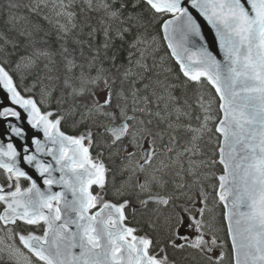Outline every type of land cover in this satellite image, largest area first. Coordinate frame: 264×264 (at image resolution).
Listing matches in <instances>:
<instances>
[{
    "label": "snow or ice",
    "instance_id": "6c2138e0",
    "mask_svg": "<svg viewBox=\"0 0 264 264\" xmlns=\"http://www.w3.org/2000/svg\"><path fill=\"white\" fill-rule=\"evenodd\" d=\"M20 7L0 31V256L264 264V0Z\"/></svg>",
    "mask_w": 264,
    "mask_h": 264
},
{
    "label": "trees",
    "instance_id": "16d2710c",
    "mask_svg": "<svg viewBox=\"0 0 264 264\" xmlns=\"http://www.w3.org/2000/svg\"><path fill=\"white\" fill-rule=\"evenodd\" d=\"M28 2L29 0H0V6L2 5L0 7V31L6 30L10 26L5 23L10 13H15L17 15H29L27 10L23 7H20L18 9H8L7 5L9 3H16V4L23 6L27 4Z\"/></svg>",
    "mask_w": 264,
    "mask_h": 264
},
{
    "label": "rangeland",
    "instance_id": "374dc122",
    "mask_svg": "<svg viewBox=\"0 0 264 264\" xmlns=\"http://www.w3.org/2000/svg\"><path fill=\"white\" fill-rule=\"evenodd\" d=\"M195 108V107H194ZM193 112H195V110L193 111ZM194 121H196L195 120V118H192V120H191V123L194 125ZM185 123H187L188 121L185 119V121H184ZM177 136H178V144H177V148H182V146L185 144V142L184 143H182V141H184L185 139H187V136H186V134L183 132V131H181V132H179V133H177ZM208 138L207 137H205V139H204V141H202L201 142V145H204L205 144V146H204V150H205V152H206V148L207 147H209L210 148V144H208ZM216 137L214 136L213 137V142L211 143V145H214V146H216ZM4 257V256H3ZM5 258V257H4ZM0 259H1V256H0ZM6 259V258H5Z\"/></svg>",
    "mask_w": 264,
    "mask_h": 264
},
{
    "label": "flooded vegetation",
    "instance_id": "af4514ba",
    "mask_svg": "<svg viewBox=\"0 0 264 264\" xmlns=\"http://www.w3.org/2000/svg\"><path fill=\"white\" fill-rule=\"evenodd\" d=\"M205 145V144H204ZM174 155V154H173ZM185 167H187V163L185 162ZM214 171H216V168L213 169ZM213 183H218L216 181H213ZM211 191V189H209ZM220 211H222V206L220 207ZM5 258H7L6 256H4ZM3 256H1L0 259V264H8L7 259H5ZM3 258V259H2ZM5 262V263H4Z\"/></svg>",
    "mask_w": 264,
    "mask_h": 264
},
{
    "label": "water",
    "instance_id": "95a60500",
    "mask_svg": "<svg viewBox=\"0 0 264 264\" xmlns=\"http://www.w3.org/2000/svg\"><path fill=\"white\" fill-rule=\"evenodd\" d=\"M218 58H222V57H218ZM31 171V170H30ZM34 174V173H33ZM38 179V178H37ZM38 182H39V180H38ZM41 187H43V185L41 184ZM55 190H59V189H55Z\"/></svg>",
    "mask_w": 264,
    "mask_h": 264
},
{
    "label": "bare ground",
    "instance_id": "6f19581e",
    "mask_svg": "<svg viewBox=\"0 0 264 264\" xmlns=\"http://www.w3.org/2000/svg\"><path fill=\"white\" fill-rule=\"evenodd\" d=\"M1 6H2V5H1ZM1 6H0V7H1ZM193 115H194V114H193ZM2 259H3V258H2ZM6 259H7V258H6ZM4 263H5V262H4Z\"/></svg>",
    "mask_w": 264,
    "mask_h": 264
}]
</instances>
